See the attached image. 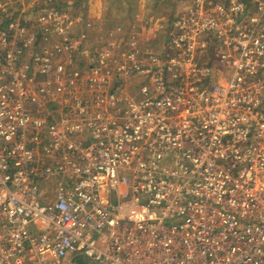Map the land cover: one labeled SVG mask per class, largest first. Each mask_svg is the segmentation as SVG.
<instances>
[{
	"label": "built area",
	"instance_id": "1",
	"mask_svg": "<svg viewBox=\"0 0 264 264\" xmlns=\"http://www.w3.org/2000/svg\"><path fill=\"white\" fill-rule=\"evenodd\" d=\"M13 1L0 4V264H264V9L242 23L237 0L229 20L198 0L159 54L133 39L119 61L94 24L5 15ZM208 49L227 82L199 60ZM139 75L134 97L112 89Z\"/></svg>",
	"mask_w": 264,
	"mask_h": 264
},
{
	"label": "rangeland",
	"instance_id": "2",
	"mask_svg": "<svg viewBox=\"0 0 264 264\" xmlns=\"http://www.w3.org/2000/svg\"><path fill=\"white\" fill-rule=\"evenodd\" d=\"M94 0H91L93 3ZM198 0H100L97 2L103 5V12L100 18L95 21L92 18H88L87 9L88 0H14L7 6L9 9L7 13L13 14L16 12L27 11L25 14L32 19H36L39 15L41 18L48 19L50 26L53 15L56 12H60V16L68 19V23L72 21L77 22L75 27L77 30L84 25V22H90L96 28L100 30L96 32L95 36L91 34L92 42L97 43L98 38H102L99 44L96 46L99 49L106 41L110 43V48L119 49L116 55V60L123 57L124 54L130 51L131 42L136 40L135 47L140 52H149L153 55V52L159 54L162 51V47L167 42V31L170 29L172 22L183 11H188L190 8L197 5ZM204 4L208 2H214L217 5H221L227 15V19L234 18L231 8L234 6L232 3L234 0H200ZM5 0H0V4H4ZM245 8V13L239 16L242 23L251 21L252 19L262 18L259 11L264 9V0H237ZM33 8H39L41 11L33 13ZM86 8V9H85ZM46 10V11H43ZM4 14H2L3 16ZM99 16V15H94ZM7 18V17H6ZM83 19V21H81ZM264 20V19H263ZM264 25V23H263ZM30 24L27 25L29 28ZM31 30L36 35L44 34L40 26L34 24L31 25ZM49 27L52 31L53 27ZM58 33V31H57ZM55 43L54 41H52ZM120 47V44H125ZM52 43V44H53ZM89 44H92L89 42ZM46 45V44H45ZM52 46V45H51ZM49 46L48 48H51ZM50 50V49H49ZM223 51L218 50L215 52L213 49H208L199 54L200 61L203 64L208 65L211 69L210 79L220 80V82H227L230 79L232 69L226 59L219 60L215 56L221 57ZM90 60H93L90 58ZM122 61V60H119ZM89 62L84 64L88 65ZM149 78L139 75L136 79L127 83H117L112 89L114 91H120L124 96L134 97L142 84L148 83ZM121 89V90H119ZM75 262L78 264H96L89 259L78 255L75 258ZM74 262V263H75Z\"/></svg>",
	"mask_w": 264,
	"mask_h": 264
},
{
	"label": "crops",
	"instance_id": "3",
	"mask_svg": "<svg viewBox=\"0 0 264 264\" xmlns=\"http://www.w3.org/2000/svg\"><path fill=\"white\" fill-rule=\"evenodd\" d=\"M95 1H98V3H99L100 0H94L93 3L91 2V0H88V6L86 8H88L87 9V14H88L87 17L92 18L95 21H97L100 18L101 13L103 12V5H102V3H100V5L98 6L97 2H95ZM94 15H99V16L95 17ZM96 30H100V28H96ZM74 262H75V260L71 261V260L66 259L64 264H78V263H76V262L74 263Z\"/></svg>",
	"mask_w": 264,
	"mask_h": 264
}]
</instances>
